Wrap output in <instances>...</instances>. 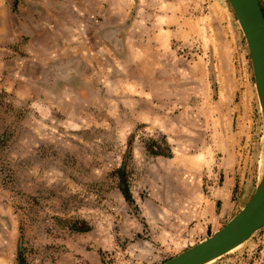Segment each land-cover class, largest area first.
Returning a JSON list of instances; mask_svg holds the SVG:
<instances>
[{"label":"rangeland","instance_id":"374dc122","mask_svg":"<svg viewBox=\"0 0 264 264\" xmlns=\"http://www.w3.org/2000/svg\"><path fill=\"white\" fill-rule=\"evenodd\" d=\"M263 150L227 0H0V264H161ZM213 261L264 264V228Z\"/></svg>","mask_w":264,"mask_h":264},{"label":"water","instance_id":"95a60500","mask_svg":"<svg viewBox=\"0 0 264 264\" xmlns=\"http://www.w3.org/2000/svg\"><path fill=\"white\" fill-rule=\"evenodd\" d=\"M227 1L247 42L253 67L255 88L264 122V10L260 0ZM263 228L264 150L259 180L249 201L210 236L161 264H207L232 252L231 250L244 244Z\"/></svg>","mask_w":264,"mask_h":264},{"label":"crops","instance_id":"0c3cea01","mask_svg":"<svg viewBox=\"0 0 264 264\" xmlns=\"http://www.w3.org/2000/svg\"><path fill=\"white\" fill-rule=\"evenodd\" d=\"M227 181L231 182V179H228ZM231 193H232V191L229 189L227 192L223 193L224 194L223 196H225V198L227 197L229 199V197H231ZM235 206H237V205H234L232 202H230V200L227 201V199H226L224 202V208L219 213V217H217V221L218 222L219 221H225V222L229 221L233 217V215L235 214V213L231 214L232 211L234 210ZM218 229H216V230H218ZM205 238H203V239H205Z\"/></svg>","mask_w":264,"mask_h":264},{"label":"trees","instance_id":"16d2710c","mask_svg":"<svg viewBox=\"0 0 264 264\" xmlns=\"http://www.w3.org/2000/svg\"><path fill=\"white\" fill-rule=\"evenodd\" d=\"M75 229H76V230H81V231H85V230H87V229H85V228H83V227L81 228V227H78V226H77Z\"/></svg>","mask_w":264,"mask_h":264},{"label":"bare ground","instance_id":"6f19581e","mask_svg":"<svg viewBox=\"0 0 264 264\" xmlns=\"http://www.w3.org/2000/svg\"><path fill=\"white\" fill-rule=\"evenodd\" d=\"M239 246H240V245H239ZM239 246H237V247H236V248H234L233 250L237 249ZM233 250H231V251H233ZM212 261H213V260H212ZM212 261H211V262H212ZM208 263H210V262H208ZM208 263H207V264H208Z\"/></svg>","mask_w":264,"mask_h":264}]
</instances>
